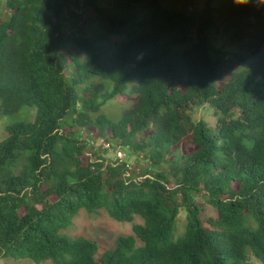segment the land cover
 <instances>
[{
	"label": "trees",
	"instance_id": "obj_1",
	"mask_svg": "<svg viewBox=\"0 0 264 264\" xmlns=\"http://www.w3.org/2000/svg\"><path fill=\"white\" fill-rule=\"evenodd\" d=\"M83 4L98 29L71 9L78 0H0V116L35 108L33 122L6 126L0 140V257L264 264V6L216 0L200 11H179L161 0ZM65 15L88 24L65 36ZM217 25L223 38L247 41L218 50L214 59ZM190 41L189 48L170 49ZM92 77L108 79L111 88ZM129 84L136 99L119 121L92 119ZM203 105L221 114L213 131L188 112ZM85 127L121 148L124 160L115 164L106 149L81 140ZM135 151H143L137 157L146 168L131 166ZM199 197L217 213L206 219L208 227ZM80 209H104L119 222L139 216L142 223L97 259L96 241L59 233ZM180 209L185 223L178 232Z\"/></svg>",
	"mask_w": 264,
	"mask_h": 264
},
{
	"label": "rangeland",
	"instance_id": "obj_2",
	"mask_svg": "<svg viewBox=\"0 0 264 264\" xmlns=\"http://www.w3.org/2000/svg\"><path fill=\"white\" fill-rule=\"evenodd\" d=\"M78 2L80 4V7H75L72 5L71 9L79 13L80 15L86 17L89 20V28H94L93 25H95V29H98L91 8H89L88 5H84L83 0H78ZM161 2L163 6L168 9L179 10V11H187V10L200 11L204 9L207 4L210 5V2L212 6H215L216 0H161ZM100 4L101 2L98 3V5ZM88 11L90 12V14ZM74 21H75L74 19L71 20V18H68L65 15V21H64L65 26L63 28L65 36L70 35L71 32L74 31L75 26H79V25L83 26V24L84 25L88 24L87 22H83L82 19L77 20V22ZM216 27L218 29L212 32L213 40H212V49L210 51V55L214 59L217 56L216 52L218 50L219 51H231L232 49L237 50V48H241L242 47L241 45H243L247 41L246 37L244 36H241L239 38H234V37L223 38L222 27L220 25H217ZM125 39L126 37L112 36V40L114 42ZM190 45H191V41L187 43H177L171 46L170 49L175 51H180L189 48ZM68 47L70 50L76 53H80V50L72 42L68 44ZM72 71H73V67L69 66L66 68L65 74L67 76H70ZM89 81L102 82L105 85L106 89L111 88V83L108 79L92 77L89 79ZM130 84L128 85V93L126 95L114 96L111 99L107 100L105 104H103L100 107L99 111L90 113L92 119L103 117L110 120L111 122L119 121L120 118L122 117L123 111L125 109L131 108L136 99V95L130 92ZM217 84L219 86L221 82H217ZM188 112L191 118L195 120L203 119L204 121H206L208 125L212 127V131L215 129L218 119L221 117L220 113L215 114L214 109L210 108L208 105L191 107L188 110ZM34 116H35V108L27 107V106L21 107L20 110L14 115L0 116V140H3L7 136V133L5 131L6 126L18 122H23V123L33 122ZM84 135H86V133H84ZM88 148L89 147H87V149ZM141 152L135 151L133 154L130 155L129 160L132 161L131 166L134 167V165L137 166L139 163L143 162L145 164V168L147 167L146 166L148 165L147 160L142 161L140 158L137 157L138 155L141 154ZM85 155L89 157V159H91V153L89 152V149L87 150ZM108 155L110 157H113L111 152H109ZM161 168L162 166L151 167V169L155 171L160 170ZM198 200L200 201L201 207L203 209L201 211V218L203 220V224L208 227L209 224L206 222V219L208 217H216L217 213L215 209L205 201V199L199 197ZM133 223H142V219L139 216H135L132 222H119L110 218L104 209H100L97 213H88L84 209H80L78 213L73 217L72 224L64 229H61L59 233L62 235H67L70 238L85 237L96 241L98 245L96 258L98 259L102 255V253L114 243V241L118 236L133 234L132 232ZM184 223H185V211L184 209H180L178 222H177L178 232L183 230ZM137 244H140L138 240H137ZM251 259L254 264H260L254 258ZM0 264H50V261L47 260V261H42L40 263H35L29 258L15 259L12 257H0Z\"/></svg>",
	"mask_w": 264,
	"mask_h": 264
},
{
	"label": "built area",
	"instance_id": "obj_3",
	"mask_svg": "<svg viewBox=\"0 0 264 264\" xmlns=\"http://www.w3.org/2000/svg\"><path fill=\"white\" fill-rule=\"evenodd\" d=\"M84 133H86V135H84ZM79 134H80V139L82 140V138H85L86 140H88L89 145L94 146V147L100 146L101 148L106 149L107 152H111L113 156L112 160L115 164L124 160L125 155H126L125 152L119 147L115 148L114 145L108 139L106 138L98 139L96 138L95 135H93L88 130H86V128H81L79 130ZM93 149L96 150V148H93Z\"/></svg>",
	"mask_w": 264,
	"mask_h": 264
},
{
	"label": "clouds",
	"instance_id": "obj_4",
	"mask_svg": "<svg viewBox=\"0 0 264 264\" xmlns=\"http://www.w3.org/2000/svg\"><path fill=\"white\" fill-rule=\"evenodd\" d=\"M249 2V0H236V3L238 4H244ZM257 6H264V0H256Z\"/></svg>",
	"mask_w": 264,
	"mask_h": 264
},
{
	"label": "crops",
	"instance_id": "obj_5",
	"mask_svg": "<svg viewBox=\"0 0 264 264\" xmlns=\"http://www.w3.org/2000/svg\"><path fill=\"white\" fill-rule=\"evenodd\" d=\"M50 264H52V263L50 262Z\"/></svg>",
	"mask_w": 264,
	"mask_h": 264
}]
</instances>
